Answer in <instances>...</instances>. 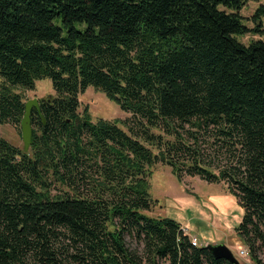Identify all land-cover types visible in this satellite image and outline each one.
Here are the masks:
<instances>
[{"label":"trees","instance_id":"1","mask_svg":"<svg viewBox=\"0 0 264 264\" xmlns=\"http://www.w3.org/2000/svg\"><path fill=\"white\" fill-rule=\"evenodd\" d=\"M245 3L0 0V125L20 128L13 86L54 89L31 109L27 150L0 137V264H232L144 212L156 163L223 183L248 264H264V41L235 37ZM89 86L131 116L79 113Z\"/></svg>","mask_w":264,"mask_h":264},{"label":"rangeland","instance_id":"2","mask_svg":"<svg viewBox=\"0 0 264 264\" xmlns=\"http://www.w3.org/2000/svg\"><path fill=\"white\" fill-rule=\"evenodd\" d=\"M260 4H264V0H246V3L237 10L241 16L240 22L248 30L235 37L244 44L252 40L264 41V16L260 18L254 16ZM218 8L227 12L236 11L223 5H219ZM55 23L60 24L59 19ZM84 25L78 23L76 27L82 28ZM12 90L20 94L25 102L40 101L54 94L51 80L47 78L36 80L33 89L13 86ZM78 100V112L82 113L83 109L87 108L92 122L99 118L123 121L131 116L130 113L121 110L114 101L108 99L103 92L91 86L78 95ZM123 128L126 130L124 126ZM178 130L184 132L182 129L178 128ZM0 137L12 145L23 148L20 129L10 124L0 125ZM206 140H209L207 135L200 139L202 149L207 145ZM203 142L206 144L203 145ZM203 161L204 164L214 168L225 163L223 158L213 160L209 155H206ZM150 170L148 186L152 205L150 209L144 211L147 215L169 217L179 222L184 233L189 237L195 236L200 243L199 246L223 243L230 248L239 264L251 262L249 256L240 254V251L246 250V247L234 231L241 221L244 209L240 207L237 197L226 191L223 183H206L199 176L187 174H182L181 179L177 180L171 168L162 163H156ZM126 242L130 248L137 246L129 236H126Z\"/></svg>","mask_w":264,"mask_h":264},{"label":"water","instance_id":"3","mask_svg":"<svg viewBox=\"0 0 264 264\" xmlns=\"http://www.w3.org/2000/svg\"><path fill=\"white\" fill-rule=\"evenodd\" d=\"M38 101L37 100H31L25 102L24 105V114L20 121V132H21V138L23 142V148L24 150H27L30 142H31V136H32V129H31V122H30V112L32 107H35L36 109H39L38 106ZM44 122V120H43ZM208 249L210 250L211 254L215 258H222L225 259L226 261L232 263V264H239L238 259L234 256L233 252L230 250V248L221 243L217 244H209Z\"/></svg>","mask_w":264,"mask_h":264},{"label":"built area","instance_id":"4","mask_svg":"<svg viewBox=\"0 0 264 264\" xmlns=\"http://www.w3.org/2000/svg\"><path fill=\"white\" fill-rule=\"evenodd\" d=\"M189 239H190V243L192 244V246H199L200 243L198 242V239L195 236H191V237H189ZM240 254L241 255H247V252H246V250H241Z\"/></svg>","mask_w":264,"mask_h":264},{"label":"flooded vegetation","instance_id":"5","mask_svg":"<svg viewBox=\"0 0 264 264\" xmlns=\"http://www.w3.org/2000/svg\"><path fill=\"white\" fill-rule=\"evenodd\" d=\"M39 103H41V100H40V101H38V103H37V104H38V106H39Z\"/></svg>","mask_w":264,"mask_h":264}]
</instances>
